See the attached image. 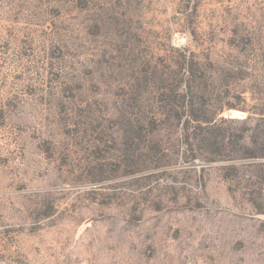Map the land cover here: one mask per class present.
<instances>
[{
	"label": "rangeland",
	"instance_id": "374dc122",
	"mask_svg": "<svg viewBox=\"0 0 264 264\" xmlns=\"http://www.w3.org/2000/svg\"><path fill=\"white\" fill-rule=\"evenodd\" d=\"M0 264H264V0H0Z\"/></svg>",
	"mask_w": 264,
	"mask_h": 264
}]
</instances>
